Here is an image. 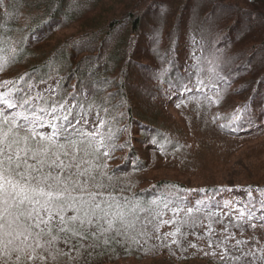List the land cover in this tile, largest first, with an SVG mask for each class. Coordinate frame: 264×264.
I'll use <instances>...</instances> for the list:
<instances>
[{"label": "trees", "instance_id": "16d2710c", "mask_svg": "<svg viewBox=\"0 0 264 264\" xmlns=\"http://www.w3.org/2000/svg\"><path fill=\"white\" fill-rule=\"evenodd\" d=\"M55 1L62 4L64 18L47 29L40 22L31 26L42 15L30 20L26 13L33 7L24 0H2L0 54L10 64L0 71V82L23 76L37 85L36 90L50 89L44 95L70 106L69 119L74 124L80 120L76 127L82 131L94 129L90 121L103 120V146L88 159L107 164L104 170L111 179L104 183L121 202L176 197L170 207L162 202L153 205L151 215L138 212L141 219L135 229L119 237L106 233L109 243L101 241L90 256L73 252L76 259L71 264L147 257H165L174 263L264 264V208L259 203L264 197L257 191L264 190V182L192 187L171 179L152 185L144 181L145 173L154 169L150 165L155 157L167 163L177 159L188 169L194 165V157L189 158L194 130L185 123L181 132L172 125L165 129L163 119L170 107L189 112L190 118H202L200 130L214 135L205 146L221 154L222 162L264 137V0H123L121 9L105 0H84V4L75 0L72 8L68 4L72 0H40V13ZM71 9L82 12L76 18ZM89 13H94L90 21ZM149 16L162 19L161 30H168L166 44L164 36L155 33L147 39V47L138 46L139 35L153 31L145 26ZM80 17L77 32L56 40L59 31ZM188 21L198 25L192 27ZM167 91L172 101L165 111L162 105L151 106L154 109L138 105L142 93L154 101ZM41 131L50 134L52 129ZM100 139L96 137L93 144ZM135 143L148 154H141ZM105 151L108 156L102 155ZM117 160L121 161L113 165ZM176 206L184 211L174 214L171 209ZM188 208L194 211L188 214ZM177 228L175 236L169 235Z\"/></svg>", "mask_w": 264, "mask_h": 264}, {"label": "snow or ice", "instance_id": "6c2138e0", "mask_svg": "<svg viewBox=\"0 0 264 264\" xmlns=\"http://www.w3.org/2000/svg\"><path fill=\"white\" fill-rule=\"evenodd\" d=\"M9 64L7 56H0V71ZM36 89L23 76L0 82V264H60L62 258L71 264L73 252L90 256L101 241L107 245L106 233L119 237L135 229L138 212L151 215L153 205L174 203L171 194L159 201L121 202L107 191V164L88 159L103 146L100 129L105 122L98 120L92 131H82L76 127L80 120L74 124L69 119L70 106L46 97L50 89ZM240 111L234 119H240ZM49 127L50 134L41 131ZM257 191L264 197V190ZM251 193L249 188V197ZM259 203L264 208V199ZM171 210L184 211L179 206ZM144 219L152 223L148 215Z\"/></svg>", "mask_w": 264, "mask_h": 264}, {"label": "rangeland", "instance_id": "374dc122", "mask_svg": "<svg viewBox=\"0 0 264 264\" xmlns=\"http://www.w3.org/2000/svg\"><path fill=\"white\" fill-rule=\"evenodd\" d=\"M24 1L26 4L31 5L33 7L32 10L26 13L27 16L29 15L30 20L34 19L35 16H36L35 18H38L42 15L38 20H34L33 24L31 25L32 27L34 26V28L38 26L37 24L40 22L42 24L41 25L42 28L49 29L50 27L52 28L53 24L57 23L59 19L64 18V16L61 17L62 14L65 12L61 3H57L56 1L54 3L51 2L49 6L43 7L44 13H40V9H38L40 8L38 6V4L40 3V0H24ZM68 1L71 2V0H68ZM72 1L74 2L68 3L70 4L69 8L74 7V4L76 3L75 0H72ZM105 1L107 2L108 6L117 7L116 9H121L122 2H123V0H105ZM20 2L22 3L23 0H15V3H20ZM84 3H85L84 0H81V4H84ZM10 5H11V8L14 6L12 3ZM71 10L75 13L76 18L79 17V14H81L82 12V10L80 11L78 9H71ZM78 11L80 13H78ZM2 12H4L6 15L5 10H3ZM92 14L94 13L87 14L86 18H89L88 21L92 20ZM5 18H8V16H6ZM80 20H81V17L77 19L75 23L65 27L66 30L59 31L56 37V40H61L65 38L67 35L77 32L78 31L77 26L80 25ZM84 21L87 22L86 20ZM160 22H162V19L153 18V16H149L146 18L145 26H147L149 29H152L153 31L151 32V35L149 36L147 34L146 36H143V34H140L139 39H138L139 40L138 46L147 47L146 45L147 39L149 40L152 39V36L155 33L157 34L159 33L161 37L164 36L162 40H164L165 44L167 43L166 38H168V30H165L164 28V32H163L161 28H163L164 26L163 24L160 25ZM12 23L16 24L15 21ZM89 24L93 25L92 23H89ZM188 24L192 27H195L198 25L195 21H190ZM86 31H92V28ZM84 41L85 40H82V42ZM164 43H162V46ZM158 49L159 48H157V51ZM86 54H90V52H87ZM141 54L143 55L141 50H139V55H137V57L141 58ZM0 56H2V53L0 54ZM87 56H90V55H87ZM143 79L144 77H142V80L140 82L141 85L143 84ZM168 93L169 91L165 92L164 94L161 95L160 99H156L154 101L153 100L149 101L150 98L146 99L144 97V94L142 93L140 98L138 96L139 98L138 105L143 108L147 107L149 109H154L152 107L156 108V106L159 107L158 105H162L164 106V111H165L170 107L168 105H170L169 103L172 101ZM134 105H135L134 103L131 104V106H134ZM189 115H190L189 112H186V111L181 112V109L178 107H170L169 113L164 115L163 123L165 125V129L169 125H172L173 126L172 128H175L180 131L179 127L181 125L184 126V123H185L187 128L190 127L191 130H194L193 135L190 137L191 151L189 153L191 155L189 156V158L194 157L195 159L194 165L192 166L189 165V169H188V167L185 164H177V161H176L177 159L167 163V161L164 159H159V158L157 159L155 157L152 161L149 157V159L152 161L150 166L154 167V169L148 171L144 175V179H145L144 181L148 182L147 183L148 185H152L155 182L159 181L160 179H171V180L183 181L192 187L202 186L210 182H225L227 184H230V186H237V185H242V184L244 185V184H249L253 182H264V137L258 138L256 140H253L252 142L247 143L243 149H239L238 151H235V153L231 154L232 156L229 159H227L225 162H222L223 159H222L221 154L216 153L213 149L206 148L205 146L206 141L214 140L213 139L214 135L212 133H205L200 130V125L204 123V121L202 122L201 117L200 119H197L198 117L190 118ZM96 123H97V120H93V121H90V126L88 123L87 124L89 127L94 128ZM160 127H163V126L160 125ZM135 147L138 148L141 154L143 155L145 154V156L148 154L146 152V148L145 147L143 148V145L135 143ZM179 158H182V156H180ZM186 158L189 159L188 156H186ZM226 158H227V155H226ZM120 161L121 160H117L116 162L113 163V165L118 164ZM60 264H66V260L62 258L60 260ZM103 264H207V263L199 261V260L193 261L190 263L189 262L174 263L171 260H166L165 257H160V258L159 257H150V258L147 257L144 259L122 258L115 262L107 261L106 263H103Z\"/></svg>", "mask_w": 264, "mask_h": 264}, {"label": "bare ground", "instance_id": "6f19581e", "mask_svg": "<svg viewBox=\"0 0 264 264\" xmlns=\"http://www.w3.org/2000/svg\"><path fill=\"white\" fill-rule=\"evenodd\" d=\"M49 35V34H48ZM47 38V37H46ZM44 39V38H43ZM46 43V42H45Z\"/></svg>", "mask_w": 264, "mask_h": 264}]
</instances>
